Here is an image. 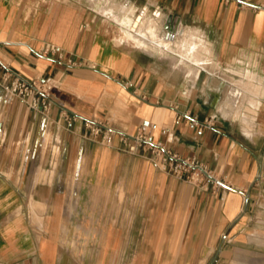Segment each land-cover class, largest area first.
<instances>
[{
	"label": "crops",
	"instance_id": "0c3cea01",
	"mask_svg": "<svg viewBox=\"0 0 264 264\" xmlns=\"http://www.w3.org/2000/svg\"><path fill=\"white\" fill-rule=\"evenodd\" d=\"M0 60L55 83L46 114L0 85V264H210L222 242L264 254V0H0ZM121 133L223 183L200 191ZM68 220L95 223L67 234L100 238L95 262L61 243Z\"/></svg>",
	"mask_w": 264,
	"mask_h": 264
},
{
	"label": "built area",
	"instance_id": "2783aa9c",
	"mask_svg": "<svg viewBox=\"0 0 264 264\" xmlns=\"http://www.w3.org/2000/svg\"><path fill=\"white\" fill-rule=\"evenodd\" d=\"M42 52L43 54L58 52L59 58L63 55L60 47L54 44L46 45ZM0 85L4 90L3 101L6 104L20 100L30 110L44 114L48 113L52 106L51 89L55 85L53 80L41 77L27 78L14 71L2 60H0ZM177 117L178 119L188 118L191 124L196 126L199 131L213 125L211 118L202 121L198 117L192 116L189 112H180ZM90 128L92 135L96 137L101 135V141L107 145L114 144V134L119 131L116 128L104 127L100 123L91 125ZM120 141L123 149L130 153H138L140 148L143 151L150 150V157L157 165L178 178L185 179L197 186L200 191L208 190L210 182H213V185L216 182L223 183L217 180L210 170L195 156L182 157L166 145L154 142L143 134L132 136L121 133Z\"/></svg>",
	"mask_w": 264,
	"mask_h": 264
},
{
	"label": "rangeland",
	"instance_id": "374dc122",
	"mask_svg": "<svg viewBox=\"0 0 264 264\" xmlns=\"http://www.w3.org/2000/svg\"><path fill=\"white\" fill-rule=\"evenodd\" d=\"M76 190L73 189L72 190V197L74 199V195H75ZM75 208L74 205H72V211ZM78 208V206H77ZM93 208V206H88V209ZM85 209V206H84ZM85 211V210H84ZM69 212V211H68ZM94 222H90V221H65L64 222V226H63V230H62V236L59 238L61 243L64 245H73L75 246H79L82 245L83 246V257H86L88 259V261L92 260L93 262H95L96 259V254H97V248L98 246L101 245V240L100 238H96L93 236H86L83 235V237H78V236H67V234H69V229H72L75 231V229H79L80 227H82L83 229H89V228H94ZM72 231V232H74ZM84 232V231H83ZM225 243L222 242L221 247L218 248L217 252L210 258V264H217L220 262H224V261H248V262H252L253 264L256 263H261L264 260V254L261 253L260 251H257L256 245L252 244L249 248L248 252H225L223 248H227L229 246H226V244L229 245V243ZM151 255V263L150 264H160L159 262V255L156 253H152ZM192 254H188L187 258L185 259L186 261H191ZM166 258H169L171 256V254H166L165 255Z\"/></svg>",
	"mask_w": 264,
	"mask_h": 264
},
{
	"label": "water",
	"instance_id": "95a60500",
	"mask_svg": "<svg viewBox=\"0 0 264 264\" xmlns=\"http://www.w3.org/2000/svg\"><path fill=\"white\" fill-rule=\"evenodd\" d=\"M173 27H174L173 23L172 24L169 23L167 26V28L170 30V32L173 30Z\"/></svg>",
	"mask_w": 264,
	"mask_h": 264
}]
</instances>
